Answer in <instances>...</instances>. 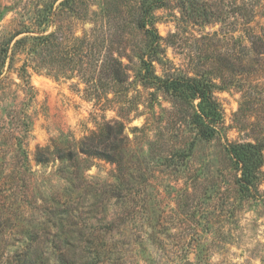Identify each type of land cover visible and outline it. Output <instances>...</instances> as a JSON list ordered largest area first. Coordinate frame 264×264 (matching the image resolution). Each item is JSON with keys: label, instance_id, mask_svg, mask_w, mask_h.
Segmentation results:
<instances>
[{"label": "rangeland", "instance_id": "1", "mask_svg": "<svg viewBox=\"0 0 264 264\" xmlns=\"http://www.w3.org/2000/svg\"><path fill=\"white\" fill-rule=\"evenodd\" d=\"M63 1L0 0V50L21 31L0 76V149L10 158L8 133H26L40 185L31 213L40 217L66 196L72 209H95L84 235H75L84 263L264 264V180L257 195H244L227 150L264 143V59L252 45L264 35V0ZM152 2L164 61L153 62L156 74L199 73L209 83L220 112L211 137L197 135L192 104L144 78L149 48L138 21ZM51 4L55 14L45 18L40 9ZM54 30L69 51L59 78L28 62L31 38ZM109 53L122 61L116 78L98 75ZM109 132L117 149L126 147L125 159L120 166L92 158L84 183L58 161L33 160L40 146ZM113 247L125 256L107 252Z\"/></svg>", "mask_w": 264, "mask_h": 264}, {"label": "trees", "instance_id": "2", "mask_svg": "<svg viewBox=\"0 0 264 264\" xmlns=\"http://www.w3.org/2000/svg\"><path fill=\"white\" fill-rule=\"evenodd\" d=\"M164 1L155 0L154 2L159 4ZM68 2L69 0H65L62 4L65 5ZM154 2L147 6L144 4L138 21V28L145 32V45L149 48L145 53L146 57L142 55L144 78L146 82L156 80L155 83L158 86H164L175 98L192 104L195 109L193 122L198 127L197 135L211 137L215 134L216 127L210 120L218 119L220 112L209 83L199 73L192 76L171 77L172 75H169L165 78L156 74L153 62L164 64V61L161 58L162 37L152 26L154 19L150 17ZM52 7L53 4L44 5L40 9L41 14L49 18L50 15L55 14L54 7ZM20 32H16L9 38L0 50V76L9 57V44ZM31 40L29 66L35 70H48L55 78L61 77L63 63L68 62L69 51L64 49L63 35L59 30L48 34L43 31L41 34L34 35ZM252 45L256 49L257 60L264 59L262 58L264 56V35L255 36ZM102 62L98 75L104 73L107 77L115 76L116 78L122 61H118L109 53L108 58ZM27 66V64L23 66L24 74L27 73ZM197 99L199 101L195 104ZM26 138V133H8V139L11 141L5 142H8V146L12 149L10 158L7 157V152L0 149V264H47L48 256L54 257L58 264H92L89 261L84 263V258L78 255L76 250L79 248L76 246V241L80 238H76L75 235H84L82 227L89 218H92L95 209H72L70 207L73 204L71 198L66 196L64 201L56 202L57 207L43 209L40 217H35L31 213L30 209H33L36 203L40 185H37L38 171H34L26 150ZM4 139L5 135L0 134V140ZM116 141L112 132L104 133L102 136L99 133H93L76 141L73 145L64 143L65 146L53 145V148L51 145L40 146L36 149L33 160L42 167L58 161L62 168L72 169L69 176H74V180L75 176H79V184H81L88 179L86 172L92 166V158H104L111 163L122 165L126 147L123 149L119 146L117 149ZM227 150L238 172L236 183L240 191L244 195L254 197L260 192L259 188L264 180L263 141L256 139L254 142L234 143L230 144ZM118 170L120 171V168ZM125 173L120 172L118 176ZM70 181H73L71 177ZM81 195H84V198L88 195L86 187ZM95 204L99 205L95 200L91 206L95 208ZM76 227L77 229H74ZM88 234L90 233H87V241H89ZM9 247H12V251L8 250ZM92 248L94 247L89 245L90 251ZM86 250L87 247H85V252ZM107 252L114 254L118 259L125 256L121 255V249L117 247L116 249L113 247V250L108 249Z\"/></svg>", "mask_w": 264, "mask_h": 264}, {"label": "water", "instance_id": "3", "mask_svg": "<svg viewBox=\"0 0 264 264\" xmlns=\"http://www.w3.org/2000/svg\"><path fill=\"white\" fill-rule=\"evenodd\" d=\"M185 264H191V262H190L189 260H187V261L185 262Z\"/></svg>", "mask_w": 264, "mask_h": 264}]
</instances>
